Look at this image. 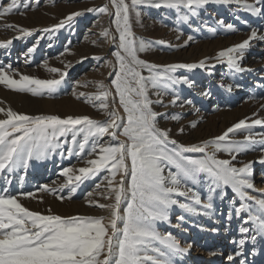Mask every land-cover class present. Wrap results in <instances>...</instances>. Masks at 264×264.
Returning a JSON list of instances; mask_svg holds the SVG:
<instances>
[{
    "label": "snow or ice",
    "instance_id": "1",
    "mask_svg": "<svg viewBox=\"0 0 264 264\" xmlns=\"http://www.w3.org/2000/svg\"><path fill=\"white\" fill-rule=\"evenodd\" d=\"M110 2L115 8L113 22L119 33V51L113 53L118 69H114L111 87L101 81L96 84L99 91L95 94L80 92L77 95L73 91L77 99L83 97L86 103L99 101L98 105L93 106L103 111L106 116L103 122L86 115H69L65 118L58 115H28L18 113L11 107H0V114L4 117L0 119V174L27 170L31 160L46 158L60 147V138L71 133V143L77 149L75 154L81 158L86 154L88 158L84 160L86 166L62 170L61 174L66 178L62 187L72 185L71 192L75 193L80 184L107 172L108 175L104 176L107 193L100 195L112 202L89 200L88 203L107 210L109 215L65 217L52 214L51 209H48L49 214L44 215L20 203L19 196L33 197L31 192L0 194V264H173L172 257L187 253L192 244L181 247L174 234H162L158 230V222H169L174 207L187 214L211 218L216 213V197L223 200L229 188L240 201L230 207L226 214L229 225L233 216L241 220L239 231L242 238L238 242L233 241L238 243V250L226 256L227 261L235 264V257L244 255L247 243L255 246L258 240L264 241V198L251 195L248 191H257L253 164L264 165V155L258 161L240 162V167L233 161H237L240 154L256 151L257 144L261 145L258 150L264 153V134H258L259 140L256 139L257 134L251 132L242 140L230 139V134L250 129L251 125L246 120H240L214 139L186 146L172 138L171 129L160 128L158 118L161 115L167 117L168 114L157 113L152 105L164 106L160 97L171 95L170 104L176 106L180 99L176 86L182 84L190 88L194 84L187 76L175 75L176 71L207 69L211 75V68L216 65L209 68L206 60H201L198 63L158 66L140 59L138 53L152 47L154 42L136 40L126 0ZM212 2L236 3L253 16L264 17V0H253L251 3L248 0H131L133 7L145 4L157 9L175 10L177 19L185 22L196 15L198 9ZM19 6L20 0H11L0 10V19L14 10L18 11ZM23 7L29 5L24 4ZM181 10L187 11L182 14ZM86 11L108 13L109 9L104 5ZM81 15L82 12H72L52 29L43 31L59 30ZM219 23L223 24V21ZM4 27L18 31L21 36H30L34 31L15 24H5ZM226 28L236 31L231 23ZM101 35L115 42L116 37L111 36L108 29ZM192 39V36L188 37L189 41ZM253 40L264 41V34L253 28L247 39L220 50L215 59L219 62L226 60L229 74L251 71L242 67L241 61ZM11 43L12 40L0 41V47H7ZM33 51L34 47L28 49V53ZM65 51L69 49L66 47ZM83 59L86 57H82L81 62ZM65 67L70 68V65ZM142 69L147 70L149 75H143ZM47 70L59 73V79H40L19 74L11 65L0 66V85L15 92L30 93L34 97L54 96L68 71L54 67ZM10 72L19 75V79L13 78ZM79 86L87 87L88 84ZM219 86L224 87V84ZM236 87L241 85L237 84ZM150 88L156 90V101L149 97ZM228 90L231 91L230 85ZM203 94L210 95V92ZM109 97H112V104L116 103L118 97L123 116L119 115L117 108L110 106ZM185 104L191 105L192 101L185 100L179 106L184 107ZM170 118L174 121L182 119L179 114H172ZM252 125H264V119H255ZM190 127L195 129L197 122H191ZM178 132L183 133L184 128L181 127ZM105 136L109 139L104 140ZM64 142L67 143V140ZM68 152L72 154L73 148H69ZM220 152L230 159L218 158L217 153ZM187 153H201L202 156L196 158ZM197 186L204 188L207 195L202 196ZM100 187V183L95 185L96 189ZM39 190L55 191L47 185ZM3 191L7 193L6 188ZM259 191L264 193V190ZM92 195L91 191L87 193V196ZM122 205L126 206L122 208ZM177 219L183 222L185 216L179 215ZM211 231L218 232L219 229L212 228ZM252 254H256L255 247ZM209 255L217 256L218 253L210 251ZM241 264L245 262L241 261Z\"/></svg>",
    "mask_w": 264,
    "mask_h": 264
},
{
    "label": "rangeland",
    "instance_id": "2",
    "mask_svg": "<svg viewBox=\"0 0 264 264\" xmlns=\"http://www.w3.org/2000/svg\"><path fill=\"white\" fill-rule=\"evenodd\" d=\"M11 0H0V10L6 7ZM130 9V23L132 32L137 41L154 42L153 46L144 52L138 53V57L147 63L165 66L171 63H198L206 60L207 65L215 64L211 68V75L207 69H178L177 76H187L194 81L192 87L177 85L176 92L180 99L176 106L170 104L171 95L160 97L164 106L154 103L153 109L157 113H167L165 117L158 118L159 127L171 129L172 138L184 145L200 144L205 140H211L222 135L229 127L246 120L251 125L248 130H239L230 134L232 140H242L249 132L264 134V125H252L255 119H264V41L253 40L251 47L246 50L241 66L251 71L229 74V69L224 62L215 58L217 53L234 44L247 39L253 28L264 34V17L253 16L236 3L222 4L209 3L198 9L197 14L190 16L187 22L177 19L175 10L167 8L157 9L145 4L132 6L131 0H126ZM249 3L253 0H248ZM28 4L29 7H23ZM104 5L108 6V13L97 11L88 12L89 8L98 9ZM82 12L83 15L74 18L70 25L66 24L59 30L49 32L44 29H52L60 23L64 17L72 12ZM187 10H181L182 14ZM115 8L110 0H20L19 10L0 19V41L12 40L11 45L0 47V66L11 65V68L19 74L28 75L40 79H59V73H50L47 68H58L68 71L65 80L58 87L54 96L34 97L30 93H19L0 85V107L5 109L11 107L18 113L28 115H58L61 118L71 116H89L90 118L103 122L106 119L103 111L93 105L99 101L93 100L86 103L85 98L77 99L73 91L79 95L80 92L95 94L98 82H104L111 87L118 64L114 52L119 51V33L116 30ZM223 21V24L219 22ZM233 24L236 31L228 30L227 24ZM5 24H15L24 28L33 29L30 36H21L13 29L4 27ZM108 29L111 36L116 37L115 42L111 38H105L101 33ZM20 37L16 39L15 37ZM192 36L191 41L188 37ZM163 41L164 43H160ZM187 42V43H186ZM51 45V46H50ZM34 47L32 53L28 49ZM69 51H65V48ZM63 53V55H61ZM86 57L81 62V58ZM65 65H70L66 68ZM142 74L148 76L147 70H141ZM13 78L19 79V75L10 72ZM223 78V79H222ZM88 84L87 87L79 85ZM223 83L224 87L219 85ZM239 84L241 87L237 88ZM231 86V91L228 86ZM114 92V89H112ZM207 91L210 95H204ZM155 89H149V97L156 101ZM190 99L191 105L185 104ZM112 108L119 110L123 116V109L119 106L118 97ZM198 110V111H197ZM172 114H179L182 119L174 121ZM4 118L0 114V119ZM197 122L195 129L190 127L191 122ZM184 128L183 133L178 129ZM81 139V137H78ZM104 140L109 137L105 136ZM123 140V137H119ZM67 140V143L64 141ZM60 147L55 148L46 158L31 160L27 170L18 169L12 173L0 174V194L18 195L20 193H33V197L19 196L20 203L32 211L44 215L52 214L61 216H105L109 213L88 201L99 203H111L112 201L102 198L100 193H107L104 176L107 172L100 173L95 179L87 180L80 184L75 193L71 192L72 185L62 187L66 178L61 174L66 167L78 169L86 166L84 160L88 157H78L77 149L71 143V133L67 137L60 138ZM257 144L256 151L240 154L237 161L233 163L240 167V162L258 161L261 153ZM73 148L69 154L68 149ZM187 155L199 158L201 153H187ZM220 159H230L223 153H217ZM94 158V157H93ZM253 179L257 191L248 190L251 195L264 198V165L253 164ZM21 177L23 179L21 180ZM10 180L11 183H7ZM97 183L101 184L99 189L95 188ZM47 185L55 191H40L41 186ZM7 189V193L3 190ZM202 196L207 193L204 188L197 186ZM92 196H87L88 192ZM227 195L223 200L217 196L214 201L216 213L211 218L184 213L178 207L170 212L169 222H158V230L164 234L171 232L180 241L183 247L191 243L190 253L174 255L173 264H215L210 256V251H216L219 263H224L228 254H234L238 250V243L242 238L239 231L241 220L233 216L232 221L226 220V214L230 207L238 204L239 197L231 189H226ZM71 196L69 199L68 197ZM57 197H64L63 200ZM49 201L44 204L45 199ZM47 199V200H48ZM184 200V198H179ZM52 201V202H50ZM126 205H122V208ZM223 213L224 215H221ZM184 215L185 220L179 221L177 217ZM244 215V214H242ZM179 224V227L175 225ZM248 226V225H243ZM219 229L212 232L211 229ZM203 229V230H202ZM255 247L256 254H252ZM245 261L248 264H264V241L258 240L253 246L251 242L244 247V255L235 257V263Z\"/></svg>",
    "mask_w": 264,
    "mask_h": 264
},
{
    "label": "bare ground",
    "instance_id": "3",
    "mask_svg": "<svg viewBox=\"0 0 264 264\" xmlns=\"http://www.w3.org/2000/svg\"><path fill=\"white\" fill-rule=\"evenodd\" d=\"M261 177H262V175H261ZM48 199V198H47ZM47 199H45V201H44V204H46L48 201H49V199L47 200ZM50 202H52V201H50ZM188 245V244H187ZM181 247H183L182 246V244H181ZM185 247H187V246H185ZM191 250V249H190ZM190 250L187 252V253H190ZM212 260H213V262L215 263V264H220L219 263V260H218V258L217 257H213V258H211ZM245 262V261H244ZM222 264H231V262H229V261H225L224 263H222ZM235 264H241V263H235ZM245 264H248V263H246L245 262Z\"/></svg>",
    "mask_w": 264,
    "mask_h": 264
}]
</instances>
